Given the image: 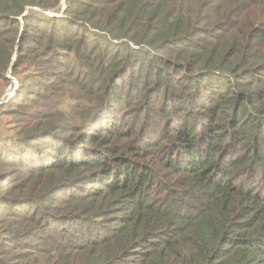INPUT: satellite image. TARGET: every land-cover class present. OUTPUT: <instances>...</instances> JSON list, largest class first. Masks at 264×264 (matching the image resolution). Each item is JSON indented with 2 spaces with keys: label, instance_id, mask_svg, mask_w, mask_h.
Returning <instances> with one entry per match:
<instances>
[{
  "label": "trees",
  "instance_id": "obj_1",
  "mask_svg": "<svg viewBox=\"0 0 264 264\" xmlns=\"http://www.w3.org/2000/svg\"><path fill=\"white\" fill-rule=\"evenodd\" d=\"M62 1L0 0V264H264V0Z\"/></svg>",
  "mask_w": 264,
  "mask_h": 264
},
{
  "label": "rangeland",
  "instance_id": "obj_2",
  "mask_svg": "<svg viewBox=\"0 0 264 264\" xmlns=\"http://www.w3.org/2000/svg\"><path fill=\"white\" fill-rule=\"evenodd\" d=\"M62 11H64V0L62 1ZM46 15L48 16H52L54 14H49L46 13ZM55 16H60V15H55ZM7 78L10 80L9 84L7 85V87H5L4 89V97L7 98L6 101H4V108H2L0 110V123H1V127H0V148H3L7 150V152L5 154H8L11 152V147L7 145V143H10V140L12 138H14V134H16L17 132L14 131V126H17L18 124L22 123L25 121V117L28 115L27 112L32 111L31 108L28 106V108L26 107H19V109H15V110H11L14 109V107H10L12 103L16 102V97L15 92L18 90V86H19V80L14 79L13 77H11L10 74L7 75ZM32 91H36V88L30 87L29 88ZM14 96V97H13ZM12 99V100H11ZM20 99H26L24 93L21 94V98ZM14 100V102H12ZM27 101V100H26ZM10 108V109H9ZM4 110V111H2ZM11 110V112H9ZM23 114V116H22ZM72 135L76 136V133H73ZM71 136L67 135L65 137L66 140H70ZM32 145V144H30ZM33 145H38L37 144H33ZM32 147L30 146V149ZM32 150V149H31ZM14 152V151H12ZM17 152H19V150H17ZM22 157H26L27 160H24L25 165H29L28 164V158L27 156H22ZM0 158H4V156L0 155ZM32 159V158H29ZM19 168V167H17ZM17 168H8V169H4L7 170V178L6 181H4L3 184H0V193H4V192H8L10 191V182H13V184H15V186H13L12 188V193L11 194H4L9 196V200H11L12 202H16V201H20V199L22 198H26L29 196H37L40 189L43 187L44 185V181H45V176H39L37 175L36 172H33V174H29V170L26 171L25 168H21V169H17ZM79 187H83L86 188L87 186L85 184L83 185H79ZM5 190V191H4ZM4 191V192H3ZM3 195V196H4ZM60 195H56V197H58ZM55 197V198H56ZM40 204V201H39ZM43 206H46L43 203ZM0 207H5L4 204H0ZM41 214V212H40ZM44 214V213H43ZM42 217H44V215H42ZM45 220H47V217L43 218ZM68 227L66 228L67 231L66 233H70L69 230H67ZM59 231H63V230H59ZM69 231V232H68ZM26 241L25 238L21 239V242ZM37 240H33L31 242H34ZM136 257H132L130 261H135Z\"/></svg>",
  "mask_w": 264,
  "mask_h": 264
}]
</instances>
